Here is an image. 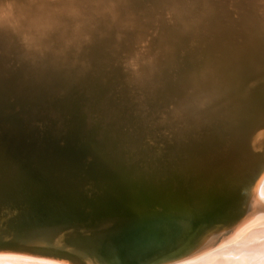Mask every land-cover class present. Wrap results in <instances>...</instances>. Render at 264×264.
<instances>
[{"label": "water", "instance_id": "95a60500", "mask_svg": "<svg viewBox=\"0 0 264 264\" xmlns=\"http://www.w3.org/2000/svg\"><path fill=\"white\" fill-rule=\"evenodd\" d=\"M196 1L192 9L191 0H161L165 9L172 8L177 16L152 21L159 23L151 41L157 68L151 72L154 78L151 74L137 85L151 93L146 100L148 110L157 120L161 113L173 137H203L207 142L204 148L211 150L214 159L192 163L177 151L173 164L156 170L149 179L152 191L142 192L140 182L132 181L130 186L135 183L137 189L123 198L128 203L127 212L118 213L115 219L129 218L133 235L154 225L170 227L167 245L135 264L201 261L207 254L192 252L194 238L213 227L228 226V220L243 215L250 202L247 185L252 184L256 172L264 174V143L263 147L253 144L254 134L264 131V31H244L249 44L240 43L239 37L222 31L228 25L221 28L217 18L199 15L195 10L202 7L203 0ZM233 1L243 10L242 1ZM249 6L264 14V1ZM131 12L138 15L127 25L132 31H124V53H133L132 40L144 35L151 23L141 19L137 6ZM63 22L49 30L52 36L60 33L57 41L50 38L43 45L0 51L5 61L0 72L13 77L12 82L0 77V164L6 167L8 182V187L0 186L2 264H85L87 255L95 264H106L105 254L94 252L107 244L87 245L86 228L79 231L74 227L81 237L67 241L73 234L67 221L69 209L78 207L74 208V199L66 198L58 187L89 182L88 178L80 181L68 176L76 159L95 154L113 159L107 149L114 150L116 143L110 136L121 142L124 140L119 136L125 137L127 131L143 132L140 118L131 114L130 98L124 94L128 90L121 81L128 55L121 58L108 48L94 28L79 17ZM8 91L12 94L6 97ZM167 92L171 94L169 103H165ZM165 105L167 113L162 111ZM63 112L78 113L74 116L78 122L75 130L67 136L60 130L49 135L46 128ZM85 114L94 118L90 124L80 117ZM43 120L47 121L44 129ZM28 124L30 137L26 138ZM35 128L40 130L32 132ZM201 150L194 153H203ZM141 155L133 158L141 159ZM33 193L39 195L38 201ZM231 231L229 228L223 235L228 237ZM59 238L68 249L60 247Z\"/></svg>", "mask_w": 264, "mask_h": 264}, {"label": "bare ground", "instance_id": "6f19581e", "mask_svg": "<svg viewBox=\"0 0 264 264\" xmlns=\"http://www.w3.org/2000/svg\"><path fill=\"white\" fill-rule=\"evenodd\" d=\"M210 1L211 5L207 4V0H203L202 7L195 11L202 17L206 16L207 19L217 18L221 28L228 25V28L222 31L236 39L239 37L240 43L249 44L248 36L244 31H264L263 12L255 13L258 11H255V8L251 10L249 6L250 3L258 0H252V2L240 0L244 5L243 10L233 0ZM196 2V0H191L190 7L192 9L197 5ZM136 6L138 12L141 13V19L146 22L169 20L173 18L172 15L177 16L172 8L166 10V6L161 3V0H0L1 52H13L17 48L22 49L36 46V44L43 45L50 38L52 41H57L60 33L55 31L56 35L52 36L49 30L53 25L63 21L72 22L74 16H77L89 23L102 38V43L120 54L121 58L128 55L125 60V76H121V81L127 90L137 87L141 92V99H134L131 103V114L140 118L142 134L145 135V139H152L154 144L148 143L146 146L143 142L134 140L144 149L141 159L133 158V155L131 158L126 156L127 153H130L127 151L130 148L129 145L119 148L115 146L114 150L107 149L112 153L113 159L102 154H95L92 158L85 155L76 159L71 162L72 168L69 169L68 176L80 181L88 178L92 183L88 186L66 184L58 187L66 194V198L70 196L74 199V202H71L74 208H91L93 210L91 223L83 224L89 238L87 245L107 244L103 250L94 252L98 255L104 253L107 257L104 261L106 264H135L141 258L164 248L170 241V237H166L170 233V227L166 225H154L133 235L135 229L133 224L129 225L131 221L128 220L129 218L126 220L115 219L114 216L118 213L127 212L128 203H125L123 198L132 196L127 190H123L121 184L125 188H129L132 181L136 179L137 182H140L142 192L152 191L154 186L152 183H148L149 179L153 178L156 170L159 172L162 168H169L174 162L177 151H182L186 159L192 163L195 160L205 163L214 159V155L210 154L211 150L204 148L207 142L203 137L200 139L191 134L173 137L172 128L161 114L157 115V120L154 112H146L148 103L143 99L146 93L143 89L140 90L137 84L143 82L151 74L153 75L151 72L157 68V62L154 61L156 51L151 49L153 45L144 51L141 49L138 45L139 40L144 37L141 33L137 36L136 41L132 40V44L135 45L131 50L133 53L131 51V53H124L126 46L123 42V35L127 31H132L131 26L127 25H131L132 18L138 15V13L135 15L131 12L132 8ZM219 6L222 8L220 9ZM78 63L81 62H75L79 65ZM152 77L154 78V75ZM83 79L86 80V77ZM166 97L168 99H165V103H169L171 94L167 92ZM119 139L126 140L123 136H119ZM127 140L128 143L132 142ZM263 143L264 131H257L253 136V144L263 147ZM198 149H202L203 153H194ZM83 152L85 150H82V154H84ZM123 157H126L125 160L122 159ZM5 169L6 167L0 164V186L8 187V182L5 180L7 178L4 173ZM134 172L140 173L135 175ZM247 188H249L247 194L250 202L245 213L228 220L229 224H226L228 226L213 227L203 236L197 235L194 238L196 245L192 252H196L195 255L198 256L207 255L199 262H196L195 258L196 260L187 261L186 264H264V174L262 171L256 172L252 184L249 182ZM32 197L36 201L39 200L37 193H33ZM69 212L79 219L86 216L83 211H76L73 208L69 209ZM247 213L250 215L247 216ZM229 228H232L231 235L225 237L223 234ZM76 229L80 228L76 227ZM184 232L185 230H181V234ZM67 239V241H77V237L72 233ZM57 242L60 247H64L62 238H59ZM219 245L222 252L212 251ZM64 248L68 249V246ZM230 251L235 258H227L226 261L217 260L214 255L216 253L220 256L228 254ZM88 257L87 255L84 263L95 264ZM93 260L95 259L93 258ZM179 264H185V262Z\"/></svg>", "mask_w": 264, "mask_h": 264}, {"label": "rangeland", "instance_id": "374dc122", "mask_svg": "<svg viewBox=\"0 0 264 264\" xmlns=\"http://www.w3.org/2000/svg\"><path fill=\"white\" fill-rule=\"evenodd\" d=\"M159 23H156V22H151V23H149V24H147V28L146 29H144V37H142L140 40H139V42H138V45L141 47V49L144 51V50H146L147 48H150V46H151V41H153V38H155V36L157 35V30L159 29V25H158ZM3 62H5V61H3V55L0 53V64L1 63H3ZM3 77V78H5V79H8V78H10V81L12 82L13 81V77H11V75L10 74H6V75H4V74H2L1 72H0V77ZM16 78V77H15ZM157 90V89H156ZM143 93V92H142ZM11 92H7V95H6V97L7 96H11ZM124 94L128 97V98H130L129 99V102L130 103H132L133 101H134V99H138V100H140L141 99V92L137 89V87H133L131 90H128V91H124ZM151 93L148 91V92H146V96H143V99L146 101V100H148V98H149V96L148 95H150ZM127 99V98H126ZM125 99V100H126ZM10 109H12V108H10ZM150 111H151V109H149L148 110V108H147V113H150ZM159 111H161L160 109H159ZM162 111H163V113L164 112H169V110H168V108H167V105H165V106H163V108H162ZM159 114H161V113H159ZM76 115H78V113H69V112H63V113H60L59 115H58V120L57 119H54V124L52 123L51 124V127L50 128H46L47 130H45V132H47L49 135H51V131H58V130H60V132H63L64 133V135H69V134H72L73 133V131L75 130V123H78L77 121H75V118H74V116H76ZM82 119H83V121H85V122H87L88 124H90V122H92L93 121V117L90 115V116H88V115H81L80 116ZM46 120V119H45ZM45 120H43L44 121V123H43V127H42V129H44L45 128V126H44V124H46L47 123V121H45ZM130 120V119H129ZM138 121L140 122V119H138ZM42 124V122L41 123H39L38 125L40 126ZM29 125V124H28ZM33 127H38L37 125L36 126H33ZM30 125L29 126H27L26 128H25V130H24V132H26V133H24L25 135V137L27 138L28 136L30 137V133L28 134L27 133V131L28 130H30ZM54 128H55V130H54ZM38 130H40V129H38V128H35L32 132H37ZM97 130L99 131V128L97 127ZM31 132V131H30ZM114 134V133H113ZM28 137V138H29ZM111 137V140H112V142H115L116 144H115V146H117L116 148H119V146H122V147H124V146H126V145H129L130 146V148H128L127 149V151H129L130 153L128 154H126V156L127 157H129L130 156V158L131 157H133L134 156V154L136 155V154H143V147H140L139 146V143H135L133 140H137V141H140V142H143L146 146H148V143H150V144H154V142L152 141V139H145V135L144 134H138V132H131V131H127L126 133H125V137H126V140H124V141H121V142H119L118 140H113V138H112V136H110ZM109 137V138H110ZM127 139H130L132 142H129L128 143V140ZM119 144V145H118ZM114 146V147H115ZM142 149V150H141ZM145 150H147V149H145ZM133 155V156H132ZM128 161H129V159H128ZM92 183V182H91ZM84 184V183H83ZM82 184V185H83ZM90 184V181L89 182H87L85 185L86 186H88ZM136 186H137V184H135L134 183V185L133 186H130L129 188H127V191L132 195L133 194V192L134 191H136ZM130 199H132L131 197L129 198V200ZM89 208H81V207H79V208H76V210H78V211H83L85 214H86V216L84 217V218H82V219H79V218H77V217H75V216H73V215H71V214H69L68 215V223L71 225V227H72V231H73V234L75 235V236H77V237H81V233L80 232H76L75 231V228L74 227H79L80 229H79V231L80 230H82V229H85V226H83V224H90L91 223V218H92V216H91V213H92V209L90 208L89 210L91 211H89L88 210ZM87 220H88V222H87ZM218 247H220V245L219 246H217V247H215L218 251H221L222 249H220V248H218ZM214 248V249H215ZM213 249V250H214ZM216 249H215V251H216ZM227 249V248H226ZM212 250V251H213ZM222 252V251H221ZM220 253V252H219ZM234 256L231 254V251L227 254H221L220 256H219V258H220V260H223V261H226L227 260V258H233ZM235 258V257H234ZM218 262V261H217ZM216 262V263H217Z\"/></svg>", "mask_w": 264, "mask_h": 264}]
</instances>
